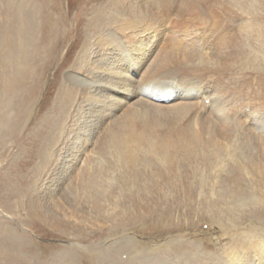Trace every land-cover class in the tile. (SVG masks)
Returning a JSON list of instances; mask_svg holds the SVG:
<instances>
[{"label":"bare ground","instance_id":"obj_1","mask_svg":"<svg viewBox=\"0 0 264 264\" xmlns=\"http://www.w3.org/2000/svg\"><path fill=\"white\" fill-rule=\"evenodd\" d=\"M110 1L88 12L81 67L66 68L56 93V105L70 108L74 131L56 146L62 153L45 185V204L63 209L51 216L52 227L73 239L75 225L97 218L95 169L106 150L142 177L171 154L196 151L208 164L213 154V164L209 171L197 167L188 187L214 208L213 239L226 242L205 251L185 232L139 240L121 231L95 245L69 242L40 260L16 237L0 243V264H264V0ZM22 20L28 39L34 23L27 10ZM22 42L19 34L10 63L15 86L28 77ZM71 182L89 186L86 200L57 199ZM40 199L32 217L49 213Z\"/></svg>","mask_w":264,"mask_h":264},{"label":"rangeland","instance_id":"obj_2","mask_svg":"<svg viewBox=\"0 0 264 264\" xmlns=\"http://www.w3.org/2000/svg\"><path fill=\"white\" fill-rule=\"evenodd\" d=\"M107 2L111 3L110 0H0V243L11 245L19 239L26 252L43 260L51 259L69 242L95 245L121 231L130 232V236L139 240H162L185 232L195 242L200 241L202 250L216 251L226 242L213 239L217 213L214 208L207 210L189 189L194 170L198 167L209 171L213 154L209 155L208 164L196 151L189 155L171 154L167 162L150 167L152 176L142 177L136 175L125 157L117 161L106 150L95 169L102 201L97 218L85 226L75 225L73 239L52 227L56 220L51 216L60 217L63 209L45 204L50 200L44 194L50 187L45 185L62 153L55 150L56 146L64 141L68 131H74L73 123L70 126V108H59L55 97L66 68L74 63L81 67L80 54L90 35L86 28L88 12ZM26 10L34 23L28 39L20 29ZM19 34L24 43L27 41L28 77L15 86L12 81L16 67H10V63L15 65ZM261 59L264 63V58ZM250 84L246 85L248 89H252ZM79 90L69 88V93L76 94ZM50 117L56 124L53 131ZM74 184L62 188L56 194L57 199L66 203L86 200L89 186ZM67 187H73L76 195L71 197ZM39 199L42 210L48 209L49 213L32 217L31 210ZM76 253L81 255V251Z\"/></svg>","mask_w":264,"mask_h":264}]
</instances>
